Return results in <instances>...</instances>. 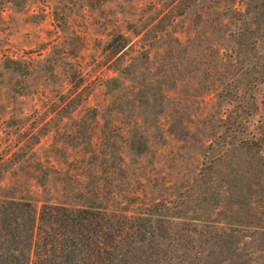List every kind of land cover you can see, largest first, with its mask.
I'll return each instance as SVG.
<instances>
[{"label": "rangeland", "instance_id": "rangeland-1", "mask_svg": "<svg viewBox=\"0 0 264 264\" xmlns=\"http://www.w3.org/2000/svg\"><path fill=\"white\" fill-rule=\"evenodd\" d=\"M9 201L167 204L168 264H264V0H0Z\"/></svg>", "mask_w": 264, "mask_h": 264}, {"label": "trees", "instance_id": "trees-1", "mask_svg": "<svg viewBox=\"0 0 264 264\" xmlns=\"http://www.w3.org/2000/svg\"><path fill=\"white\" fill-rule=\"evenodd\" d=\"M202 171L204 181L212 178L208 163ZM213 184L205 182L199 193L207 195ZM191 222L167 204L125 215L9 201L0 206V264H168L167 232ZM173 244L180 245L178 238Z\"/></svg>", "mask_w": 264, "mask_h": 264}]
</instances>
